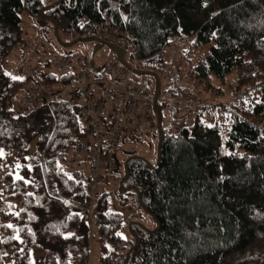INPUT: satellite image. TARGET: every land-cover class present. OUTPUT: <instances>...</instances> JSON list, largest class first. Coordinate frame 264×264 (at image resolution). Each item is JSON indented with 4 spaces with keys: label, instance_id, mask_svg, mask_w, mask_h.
Wrapping results in <instances>:
<instances>
[{
    "label": "trees",
    "instance_id": "1",
    "mask_svg": "<svg viewBox=\"0 0 264 264\" xmlns=\"http://www.w3.org/2000/svg\"><path fill=\"white\" fill-rule=\"evenodd\" d=\"M24 16L46 21L42 40L27 39L35 55L23 48L27 40L20 48L33 59V67L23 64L32 76L11 70L7 59ZM91 24L125 35L122 44L137 62L133 68L144 72L137 74L151 89L157 122L154 163L134 151L125 156L137 138L114 149L115 165L99 185L89 224L74 208L86 199V172L66 167L86 132L78 106L62 94L27 107L20 99L36 81L68 85L73 80L57 60L77 56L74 51L54 59L47 51V59H37L47 49L42 42L49 28L57 38L58 29L70 36ZM177 40L186 45L177 58L189 56L195 84L211 89V78L225 81L235 73L228 81L234 100L227 127L206 123L196 110L179 116L173 131L163 125L165 104L158 96L174 85L160 84L167 67L159 54ZM253 92L259 96L244 101ZM243 94L249 95L242 99ZM185 104L189 110L191 104ZM0 149L11 152L9 161L0 156V264L6 259L31 264L32 247L43 251L41 264H90V243L97 250L95 264H264V0H0ZM123 192L150 215L152 229L130 223L131 237L120 235L122 217L111 209L110 195L121 202Z\"/></svg>",
    "mask_w": 264,
    "mask_h": 264
},
{
    "label": "built area",
    "instance_id": "2",
    "mask_svg": "<svg viewBox=\"0 0 264 264\" xmlns=\"http://www.w3.org/2000/svg\"><path fill=\"white\" fill-rule=\"evenodd\" d=\"M73 34L72 38L93 37L119 45L126 41L125 35L117 28L104 24H91L81 34ZM23 48L29 55H35L29 40L25 41ZM57 61L59 68L73 74L72 82L68 85H52L36 81L37 84L21 97L20 105L27 107L46 95L62 94L69 104L78 106V116L85 121L86 132L72 147L66 167L76 170L84 163L88 167L86 199L75 204L74 208L89 221L99 185L104 176L113 171L114 149L123 140L137 138L144 130L155 125L152 92L145 80L133 73V65L117 68L111 62L94 67L79 56ZM20 70L33 75L32 69H27L23 64ZM187 100L192 101V97L188 96Z\"/></svg>",
    "mask_w": 264,
    "mask_h": 264
},
{
    "label": "rangeland",
    "instance_id": "3",
    "mask_svg": "<svg viewBox=\"0 0 264 264\" xmlns=\"http://www.w3.org/2000/svg\"><path fill=\"white\" fill-rule=\"evenodd\" d=\"M45 25L46 21H44V19H41L39 21L36 18L25 16L22 17L18 30L19 33L17 34L15 43L11 46V50L7 56V59L9 60L8 65L11 70L19 69V72L22 73L19 66L21 64H26L33 67V59H26L25 55L22 54L20 48L22 46V43L25 40L29 39V36L36 35L34 38L41 39L42 30L40 28L45 30ZM32 26L35 28L34 30L31 29ZM72 34L73 33H71V36H66L58 29L56 38L52 36L49 28V31H47V36L44 35L45 41L43 39L44 43L42 42L43 45H46L45 43H48L49 47L47 46V49L45 48V52H43L44 50L42 49L39 58H36L47 59L49 53H53L50 59H54V57L56 58L62 52V49H66L68 48L67 46L70 45H64L62 43H66V40L75 39L77 42L73 41V44H71L70 48L72 50H76L77 52L75 51V53H77V56L87 61L90 66L98 67L112 62L117 68L121 66L122 63L127 66L133 65L134 68L138 67L137 62H134V59L130 54V49L128 46L121 44L115 47L106 45L104 43H98L97 41L84 43L85 40H81L80 37L72 38L74 37V34ZM185 46L186 45L182 44L180 40H177L168 45L164 49V51L159 54V57H161L162 61L164 62V66L167 67L165 71H163L164 76L162 78V81H160V84H162L164 88L171 84L174 85L173 88H171V91L169 90L170 93H163L158 96V101H162L165 104L161 110L163 116V125L166 127L170 126V131H173L178 128V124L181 123H175L179 119V116L183 115L186 111L191 112L192 110H196L198 116L206 123L211 124L216 122L220 123L223 127H227V114L229 112V107L232 106L234 100L233 92L229 90V88H231V84L228 81L234 80L235 73H229L228 77H226V75L224 77L225 81L211 78V89H205L202 84H195L191 75H189V61H187L189 56L186 55L181 60L177 58L178 53ZM51 48H53L54 50H52ZM204 49H206V46L204 47ZM114 50L118 52V56L116 58H114L113 55ZM90 51L92 52L91 56ZM192 58L193 57H190V59ZM17 61L19 62L18 67L15 68ZM143 76L145 77V79L147 78L146 75ZM169 79H171L172 83L169 81ZM172 89H174V91H172ZM246 95L249 94H243L241 98L243 99ZM188 96L192 97V101L188 102L191 105L189 107V110H186L187 107L183 105H186L185 103L188 101ZM258 96V92H253L249 97H245L244 101H248L250 98L256 99ZM194 114H196L195 111H193V113H191L192 116L187 119L188 122L193 119ZM137 139L134 140L133 144H128V151L125 152V156L127 153L134 151L135 154L143 157L149 163H154L156 157V140L155 135L153 136V128L144 130L142 134L137 137ZM0 152H2V155L0 156L3 159L9 158L8 161L10 160L11 155L10 157L6 156L11 154L10 151H3L0 149ZM119 154L124 155L122 152H120ZM121 160L122 157L120 158V161ZM7 164L8 162L6 161L2 165L4 168H7ZM2 194V181L0 179V207L2 203ZM122 196H124L126 199L120 202L119 195L117 196L114 193H111L110 195L111 209L114 211H118L122 217L119 229L120 235L125 238L131 237L128 230L130 223H134L140 226L143 230L152 229L154 227L152 218L147 212L144 211V209L140 205L133 204L131 193L123 192ZM91 244L92 246L90 264H95L97 259V250L93 243ZM42 259L43 251L40 248L32 247L29 250V260L31 264H41ZM9 263L17 264L14 260H4V264Z\"/></svg>",
    "mask_w": 264,
    "mask_h": 264
},
{
    "label": "crops",
    "instance_id": "4",
    "mask_svg": "<svg viewBox=\"0 0 264 264\" xmlns=\"http://www.w3.org/2000/svg\"><path fill=\"white\" fill-rule=\"evenodd\" d=\"M31 29L32 30H34L35 28L32 26L31 27ZM77 42V41H76ZM83 42V41H82ZM86 42H95V41H84V43H86ZM71 44H73V42L71 43ZM71 44L69 45V46H67L68 48H66V49H62V52L63 51H65V50H71V51H76V50H72L70 47H71ZM76 44V43H75ZM65 45V44H64ZM77 52V51H76ZM92 55V52L90 51V56ZM90 224H91V221H90ZM91 227V226H90ZM91 229V228H90ZM90 245L92 246V244L90 243Z\"/></svg>",
    "mask_w": 264,
    "mask_h": 264
},
{
    "label": "snow or ice",
    "instance_id": "5",
    "mask_svg": "<svg viewBox=\"0 0 264 264\" xmlns=\"http://www.w3.org/2000/svg\"><path fill=\"white\" fill-rule=\"evenodd\" d=\"M7 75H10V74H7ZM11 79L12 80H22L23 77H18V76H11ZM209 127H212V125H209ZM0 155H2V152H0ZM71 178V177H70ZM17 179H23V177H17ZM9 228L12 227L11 224L8 225ZM119 235V234H118Z\"/></svg>",
    "mask_w": 264,
    "mask_h": 264
},
{
    "label": "water",
    "instance_id": "6",
    "mask_svg": "<svg viewBox=\"0 0 264 264\" xmlns=\"http://www.w3.org/2000/svg\"><path fill=\"white\" fill-rule=\"evenodd\" d=\"M116 53H118V52H116ZM132 71L135 72V73H139V74H143L144 73L143 71H138L137 69H134V68H132ZM156 81L158 83V79L157 78H156ZM157 92H158V87H157V89H156V91L154 93V98L156 97ZM154 166H156V164Z\"/></svg>",
    "mask_w": 264,
    "mask_h": 264
}]
</instances>
